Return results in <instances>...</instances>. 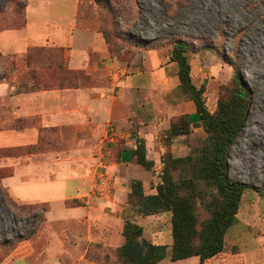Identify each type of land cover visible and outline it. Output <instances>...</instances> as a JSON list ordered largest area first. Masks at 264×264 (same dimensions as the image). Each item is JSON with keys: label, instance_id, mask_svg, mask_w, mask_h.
Instances as JSON below:
<instances>
[{"label": "rangeland", "instance_id": "374dc122", "mask_svg": "<svg viewBox=\"0 0 264 264\" xmlns=\"http://www.w3.org/2000/svg\"><path fill=\"white\" fill-rule=\"evenodd\" d=\"M177 40L187 43L191 79L196 87L204 86L203 99L210 113L216 110L218 98L226 99L236 91V75L248 89L243 126L226 160L229 178L247 188L240 199L239 222L225 234L224 252L225 259L237 254L233 258L238 264H264V0H0V264H74L70 257L53 255L60 251L61 241H68L70 247L76 243L75 237L83 234L81 226L72 231L63 223L75 210H65L55 198H45L48 204L38 203V199L21 192L27 191V186L20 183L31 180L21 179L27 168H16L10 176L15 171V157L27 155L25 149L31 147L25 144L19 146L21 152L12 150L17 147L11 146L8 136L35 126L31 119L17 117V96L29 94L22 93L25 86L32 84L25 55L37 47L63 51L61 58L51 56L34 62V66L45 68L35 72L37 87L58 84L53 67L62 59V73L76 79L62 80L61 89L91 86L105 92L110 101L123 100L128 117L121 123V131L136 134L131 137L132 146L137 147L139 140L144 142L145 158L152 169L147 172L142 166L136 168L132 154L129 177L117 186L119 201L124 205L123 217L112 222L111 227L120 231L126 220L138 225L144 222L141 239L166 246V256L160 264H198L196 257L171 262L170 214L141 221L144 217L139 213V201L130 194L132 179L141 177L145 181L148 178L144 193L151 192L149 189L162 175L165 152L175 158H194L207 137L194 105L176 89L178 79L170 52ZM68 60L70 67L77 70L69 67ZM123 80L129 81V92L123 90ZM53 89L56 88L50 90ZM184 114L191 134L171 138L169 148H165L169 122ZM99 116L97 121H103L105 115ZM150 118L154 126L146 123ZM119 137L110 131L108 136L97 137H74L65 132L63 140L46 134L32 147L40 152L51 148L46 144H59L68 150L81 143L93 146L103 159L117 160L124 146V138ZM183 168L186 166L172 172L174 180L182 176ZM118 173L121 175V171ZM121 177L126 176L123 173ZM99 184L101 180L96 178L95 185ZM107 187V193L115 191ZM200 195L207 198L206 190ZM48 208L46 222L44 210ZM198 213L201 220L207 217L200 207ZM64 230L68 231L67 239ZM147 234L157 240H150ZM121 241L124 244V237ZM118 245V239L110 244L90 243L84 259L92 264H120ZM69 253L77 257L81 248Z\"/></svg>", "mask_w": 264, "mask_h": 264}, {"label": "trees", "instance_id": "16d2710c", "mask_svg": "<svg viewBox=\"0 0 264 264\" xmlns=\"http://www.w3.org/2000/svg\"><path fill=\"white\" fill-rule=\"evenodd\" d=\"M187 51V43L182 40H177L172 45L170 62L175 64L176 68V89L194 105L200 127L207 137L194 158H175L170 152H165L162 175L153 187L154 194L146 195L140 181L131 182L130 194L139 201L141 216L170 214L171 262L197 257L199 264H238L233 258L237 254L225 259L224 238L228 229L238 222L240 199L247 186L229 178L226 160L227 152L243 126L248 89L236 75L233 78L236 91H231L226 99L218 98L216 110L210 113L203 99L204 86L196 87L192 82ZM62 53L60 49H29L25 55V64L27 75L32 77V84L29 88L25 86L22 93L36 92L41 88L61 89L62 80L76 79L72 74L62 73L63 62L58 59L53 67L54 72L58 74V84L37 87L38 74L35 72H42L45 68L34 66L37 65L34 62L38 59H49L51 56L61 58ZM167 132L165 148H169L171 138L190 135L192 128L188 116L184 114L176 121H170ZM12 150L22 151L19 148ZM32 150L30 147L25 149V152L30 153ZM144 150V142L139 140L132 154L137 164L149 172L152 164L146 160ZM181 166L186 168L180 171L182 176L174 180L172 172ZM202 190H206L207 198L200 195ZM198 207L207 214L206 218H199ZM46 211L47 209L44 210ZM121 235L125 242L116 250L120 264H159L166 256L165 245H152L141 239L142 228L136 223L126 220Z\"/></svg>", "mask_w": 264, "mask_h": 264}, {"label": "crops", "instance_id": "0c3cea01", "mask_svg": "<svg viewBox=\"0 0 264 264\" xmlns=\"http://www.w3.org/2000/svg\"><path fill=\"white\" fill-rule=\"evenodd\" d=\"M75 8L76 18L77 4ZM26 25L27 22L25 21V25L22 28L24 29ZM28 48L30 47L25 50L27 51ZM69 60L68 64L70 67ZM122 82L124 84L123 90L129 92L132 88L129 81L123 80ZM21 96H17V117H27L32 120L31 122L35 123V126L9 134L8 137L11 138L10 142L13 147L20 148L19 146L28 144L29 147L31 145V148H33L41 142L43 135L54 134L57 138L62 139L65 132L74 137L81 135L97 137L99 134L108 136L110 131L112 135L119 134V138H124V146L117 160L103 159L101 155H98L97 150L92 148L93 146L82 145L81 143L73 144V148L68 150L63 145L56 144V146H51L46 144V147L51 148L40 152L35 151V148H33L27 155L15 157V163L13 164L15 171L10 175L13 176L15 174L16 168H27L28 171L24 174L22 173L21 179L31 180L27 181V183L24 181L20 183L27 186V191H21L23 194L38 199V203L45 204H48V202L44 201L45 198H53L52 200L56 199L62 203L65 210H75V214L70 219L63 220V223L70 225L72 231L78 229L77 226H81L80 232H83L84 235L82 234L80 237L77 235L75 237L76 243H72L70 247L68 246V241H61L62 250L60 249L59 252L54 253L53 257L59 258L64 255L65 259H68L67 257L73 259L74 264H92L84 259L88 244L95 242L104 244L108 242L110 244L113 240L118 239V246L121 247L123 245L121 230L119 231L115 226L111 227V224L115 220L120 221L123 217L124 205L119 201L121 194L118 193L117 186L118 184L119 186L122 185L123 180L129 177L130 166L133 163L131 161L133 160L132 151L136 148V146L131 145V137H135L134 135L136 134L123 133L120 126L128 117L126 115L128 106L121 99V102L119 100H116V102L110 101L105 92H101L98 88L91 86L43 90ZM99 114L105 115L103 121H97L100 117ZM139 123L141 125L143 122L140 120ZM146 123L155 125L154 119L151 118ZM108 127H110L109 131ZM140 135L138 132L137 137H140ZM113 140L112 138L110 141L112 142ZM58 141L60 142V140ZM138 166L141 167L136 163L135 167L137 168ZM118 171H121V175L124 173L126 177L122 178ZM96 178L101 180V184L95 185ZM147 179L145 181L142 177L141 179L133 178L132 181H140L144 187L147 184ZM107 186H111L115 191L111 192L112 194L107 193ZM70 188L71 190H69ZM149 190L151 192L145 193L146 195L155 193L153 187ZM22 193H20L21 196H23ZM56 193L60 197L54 196ZM126 193H129L128 190ZM67 201H75L78 204L67 206L65 204ZM48 211L49 208L45 212L46 222ZM148 217L142 218L141 221L146 220ZM237 220L239 222L238 214ZM139 226L144 232V222H141ZM65 232L64 236L67 239L69 234L67 233L68 231L64 230ZM74 234H79V232ZM95 234H97V237H94ZM147 235L149 236V234ZM149 239L157 240V238L150 236ZM149 243L160 245L157 241ZM80 248L81 253L77 257L69 253L70 250ZM68 249L70 250L67 251ZM192 258L195 257L185 260H191Z\"/></svg>", "mask_w": 264, "mask_h": 264}]
</instances>
